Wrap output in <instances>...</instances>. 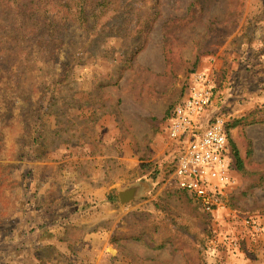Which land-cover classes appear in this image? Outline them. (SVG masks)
<instances>
[{
  "label": "rangeland",
  "instance_id": "obj_1",
  "mask_svg": "<svg viewBox=\"0 0 264 264\" xmlns=\"http://www.w3.org/2000/svg\"><path fill=\"white\" fill-rule=\"evenodd\" d=\"M199 69L236 182L214 215L171 175ZM0 264H264V0H0Z\"/></svg>",
  "mask_w": 264,
  "mask_h": 264
},
{
  "label": "built area",
  "instance_id": "obj_2",
  "mask_svg": "<svg viewBox=\"0 0 264 264\" xmlns=\"http://www.w3.org/2000/svg\"><path fill=\"white\" fill-rule=\"evenodd\" d=\"M214 89L212 71L192 72L170 111L168 125L175 148L172 181L212 215L223 208L224 197L236 185L226 122L214 111Z\"/></svg>",
  "mask_w": 264,
  "mask_h": 264
},
{
  "label": "water",
  "instance_id": "obj_3",
  "mask_svg": "<svg viewBox=\"0 0 264 264\" xmlns=\"http://www.w3.org/2000/svg\"><path fill=\"white\" fill-rule=\"evenodd\" d=\"M136 193V189H128V190H124L120 192V197L121 200H127L129 198H131V196L133 197Z\"/></svg>",
  "mask_w": 264,
  "mask_h": 264
},
{
  "label": "trees",
  "instance_id": "obj_4",
  "mask_svg": "<svg viewBox=\"0 0 264 264\" xmlns=\"http://www.w3.org/2000/svg\"><path fill=\"white\" fill-rule=\"evenodd\" d=\"M235 156L237 157V164H238V167L240 168V169H242L243 168V164H242V160H241V158H240V156H239V154H238V151L235 149Z\"/></svg>",
  "mask_w": 264,
  "mask_h": 264
},
{
  "label": "crops",
  "instance_id": "obj_5",
  "mask_svg": "<svg viewBox=\"0 0 264 264\" xmlns=\"http://www.w3.org/2000/svg\"><path fill=\"white\" fill-rule=\"evenodd\" d=\"M106 197L103 198V200L105 199Z\"/></svg>",
  "mask_w": 264,
  "mask_h": 264
}]
</instances>
